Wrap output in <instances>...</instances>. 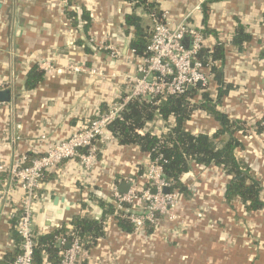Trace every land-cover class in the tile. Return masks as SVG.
I'll list each match as a JSON object with an SVG mask.
<instances>
[{
  "label": "crops",
  "instance_id": "crops-1",
  "mask_svg": "<svg viewBox=\"0 0 264 264\" xmlns=\"http://www.w3.org/2000/svg\"><path fill=\"white\" fill-rule=\"evenodd\" d=\"M158 2L173 26L185 21L202 28L210 50L225 46L219 67L232 87L219 108L245 123L235 134L242 143L235 155L261 182L264 201V130L257 131L264 122V0ZM0 4V88H11L13 96L0 103V161L11 165L21 156L40 155L46 145L43 135L48 142L63 140L129 94V81L142 74L140 55L129 47L125 17L135 11L144 26L152 20L129 0ZM70 12L78 16L75 23ZM240 25L251 36L241 49L232 43ZM34 65L45 71V78L27 90V73ZM188 126L193 133L210 135L219 129L214 116L204 111L196 112ZM147 129L160 133L164 121L158 117ZM98 148L91 170L68 160L46 171L34 204L38 236L72 229L75 215L100 218V201L112 202V187L127 179L147 186L139 171L145 173L150 165L149 154L115 139ZM8 178V171L0 173V196ZM182 179L187 191L181 193L174 219L160 216L151 233H139L121 229L109 215L103 234L85 247L80 264H264V208L250 211L240 198L227 201L230 176L222 167L194 164ZM23 196L16 184L6 200L0 197V264H11L19 251L14 213ZM45 262L46 257L41 264Z\"/></svg>",
  "mask_w": 264,
  "mask_h": 264
},
{
  "label": "trees",
  "instance_id": "trees-1",
  "mask_svg": "<svg viewBox=\"0 0 264 264\" xmlns=\"http://www.w3.org/2000/svg\"><path fill=\"white\" fill-rule=\"evenodd\" d=\"M134 8H143L150 14L161 15L158 0H129ZM72 20L78 19L75 12L69 13ZM88 23L87 13L84 14ZM151 18V17H150ZM152 20V19H151ZM142 17L135 11L127 14L125 25L130 35L129 47L135 50L137 55H145L147 45L151 36V26H144ZM251 39L243 26H239L232 43L242 48L244 42ZM197 58L204 64L212 62L209 66L214 73L210 89L201 87L189 89L184 94L172 95L163 99L161 103L156 100L132 98L129 100L120 117L108 124V129L120 145H134L142 152L149 154L151 161H157L163 167V177L171 183L169 191L186 192L183 183V175L190 172L194 164L202 166L222 167L230 176L226 186L225 198L231 202L240 198L250 211L264 208V201L260 197L261 182L253 175L250 167L235 155V150L242 146L236 138L238 131L244 130L245 123L232 119L219 107L223 98L228 94L232 85L224 80L222 67L226 58V49L223 44H218L214 49L203 45ZM220 64V65H219ZM45 78V71L38 65H34L27 73L24 87L27 90L34 89ZM215 83V90H211ZM214 87V86H213ZM125 95L119 99L121 101ZM198 111H204L214 116L219 123V129L213 133H193L188 122ZM164 121V129L155 133L147 129L148 123L156 118ZM260 124V122H258ZM264 130V127H257V131ZM139 174H143L140 169ZM114 199V198H113ZM85 206V204H83ZM103 213L100 218L75 215L71 223L73 231L78 232L82 237L84 247L90 245L103 234V224L107 216L114 215L117 210V202L105 200L100 201ZM120 210L121 214L129 215L131 205L124 203ZM121 229L133 232L135 226L126 217L115 216ZM160 218V216H159ZM159 221V220H158ZM155 223H147L146 230L153 231ZM65 227L54 230L47 234L38 236L37 246L34 253L35 264H41L45 257L51 264H58L62 259V246L58 243L59 238L65 232ZM147 232V233H148ZM20 242V238L18 237Z\"/></svg>",
  "mask_w": 264,
  "mask_h": 264
},
{
  "label": "built area",
  "instance_id": "built-area-1",
  "mask_svg": "<svg viewBox=\"0 0 264 264\" xmlns=\"http://www.w3.org/2000/svg\"><path fill=\"white\" fill-rule=\"evenodd\" d=\"M150 17L151 36L146 53L140 56L139 62L142 77L135 76L129 81V94L110 105L104 112H98L83 128L63 140L48 142L43 135L46 145L42 144L44 150L40 155L32 158L21 156L11 165L0 161V173H9L0 197L6 200L16 184L24 191L23 201L14 213L20 248L11 264H35L38 234L34 228V204L46 171L68 160L79 161L82 167L91 170L97 159L99 144L113 140L108 124L120 117L132 98L139 97L161 103L169 96L184 94L191 86L199 87V81H202L201 88L210 89L214 80V73L209 68L212 62L204 64L197 58L204 45L202 28L185 21L173 26L167 13H152ZM186 35L191 37L190 46L183 43ZM131 52L136 54L135 50ZM74 69L79 70V67ZM262 125L264 126V122ZM141 177L147 179V186L141 187L138 179L130 178L127 182H131L132 186L127 193H121L119 185H114L112 195L117 202L115 216H126L134 224L136 232L145 233L147 223L156 224L159 216L175 218L171 211L177 207L181 193L176 190L165 191L170 188L171 183L163 177V167L157 161H151ZM124 203L131 205L132 212L129 215L120 213ZM57 241L62 246V259L58 264H80L81 254L85 250L81 235L72 228L62 233ZM68 243L70 247L66 248Z\"/></svg>",
  "mask_w": 264,
  "mask_h": 264
},
{
  "label": "water",
  "instance_id": "water-1",
  "mask_svg": "<svg viewBox=\"0 0 264 264\" xmlns=\"http://www.w3.org/2000/svg\"><path fill=\"white\" fill-rule=\"evenodd\" d=\"M1 7V4H0ZM190 38V39H189ZM183 43L190 46L189 43H191V37L186 35L183 39ZM199 87L202 86V81H199L197 84ZM194 87L191 86L189 89H193ZM12 89L9 87L0 88V103L10 102L12 100ZM132 183L131 182H122L120 183L119 190L121 193H127L129 189L131 188ZM166 192H169V188L165 189ZM66 248L70 247V243H68Z\"/></svg>",
  "mask_w": 264,
  "mask_h": 264
},
{
  "label": "rangeland",
  "instance_id": "rangeland-1",
  "mask_svg": "<svg viewBox=\"0 0 264 264\" xmlns=\"http://www.w3.org/2000/svg\"><path fill=\"white\" fill-rule=\"evenodd\" d=\"M143 173H144V172H143ZM178 203H179V202H178ZM177 206H178V205H177ZM176 208H177V207H176ZM176 208H175V209H176ZM175 209H174L173 211H171V212H174V211H175ZM174 214H175V212H174ZM175 217H176V214H175ZM171 219H174V218H171Z\"/></svg>",
  "mask_w": 264,
  "mask_h": 264
}]
</instances>
